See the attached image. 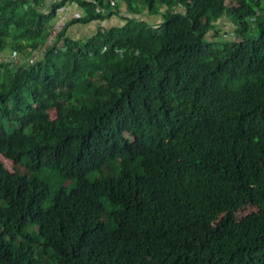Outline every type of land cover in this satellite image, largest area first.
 <instances>
[{
	"label": "trees",
	"instance_id": "16d2710c",
	"mask_svg": "<svg viewBox=\"0 0 264 264\" xmlns=\"http://www.w3.org/2000/svg\"><path fill=\"white\" fill-rule=\"evenodd\" d=\"M121 1L0 0V51L86 10L0 64V264H264V0Z\"/></svg>",
	"mask_w": 264,
	"mask_h": 264
},
{
	"label": "built area",
	"instance_id": "2783aa9c",
	"mask_svg": "<svg viewBox=\"0 0 264 264\" xmlns=\"http://www.w3.org/2000/svg\"><path fill=\"white\" fill-rule=\"evenodd\" d=\"M114 4L117 2V0H111ZM71 8H74L73 11L70 13H65V11H68V5L65 7L60 8V13L64 12L63 16L55 21L53 23V27L51 29L50 34L48 35L47 42L43 47H40L33 52L27 54V50H24L23 52H20L15 49H9L5 48L0 51V64H14L17 68H20L25 65V63L33 64L35 63L40 56H42L45 46L48 44H52L56 40V36L58 32L61 30L62 27H64L71 19L73 18H80L86 16V10L85 8L79 6L75 2H71L69 4ZM31 49L28 48V51Z\"/></svg>",
	"mask_w": 264,
	"mask_h": 264
},
{
	"label": "crops",
	"instance_id": "0c3cea01",
	"mask_svg": "<svg viewBox=\"0 0 264 264\" xmlns=\"http://www.w3.org/2000/svg\"><path fill=\"white\" fill-rule=\"evenodd\" d=\"M117 2L121 4H125L121 0H117ZM73 10L74 8H71L70 6H68V11H65V13H70ZM124 10L126 11V6L124 7ZM180 10H184L183 7H180ZM63 14L64 12L59 13L55 21L59 20L63 16ZM124 23H125V20H123L121 16H113L109 20H105L103 22L92 21L88 23H75L72 26H70L68 30V35H70L71 37L75 39L85 40V39H88L94 36L97 33L98 29L101 27H112L115 25L121 26ZM218 24L220 27H222L223 31L232 33L234 35V30L236 28V25L230 18H227L226 16H224L222 19L218 21Z\"/></svg>",
	"mask_w": 264,
	"mask_h": 264
},
{
	"label": "rangeland",
	"instance_id": "374dc122",
	"mask_svg": "<svg viewBox=\"0 0 264 264\" xmlns=\"http://www.w3.org/2000/svg\"><path fill=\"white\" fill-rule=\"evenodd\" d=\"M68 6H70V5H68ZM120 11H124V7H121ZM159 19L161 20V18L158 17V18H156L155 21L158 23ZM0 161H2L5 164V166L8 167L9 169H12L13 162L10 159H7L6 157H4L2 154H0Z\"/></svg>",
	"mask_w": 264,
	"mask_h": 264
}]
</instances>
